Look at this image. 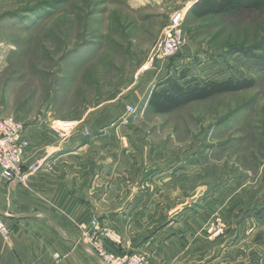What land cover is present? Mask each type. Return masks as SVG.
<instances>
[{"label":"rangeland","instance_id":"rangeland-1","mask_svg":"<svg viewBox=\"0 0 264 264\" xmlns=\"http://www.w3.org/2000/svg\"><path fill=\"white\" fill-rule=\"evenodd\" d=\"M198 1L0 0V117L27 126L48 114L75 121L97 106L115 108L125 85L147 82L141 73L154 75L151 93L167 79L184 87L252 80L249 89L164 114L148 106L151 93L139 90V118L125 129L129 140L114 147L148 153L151 172L168 170L169 183H183L186 200L210 199L220 211L210 235L244 238L231 264L239 256L264 264V9L196 18L190 7ZM174 18L184 44L164 60L157 50ZM135 226L156 237L151 248L158 254L163 225ZM148 250L131 254L153 264Z\"/></svg>","mask_w":264,"mask_h":264},{"label":"crops","instance_id":"crops-1","mask_svg":"<svg viewBox=\"0 0 264 264\" xmlns=\"http://www.w3.org/2000/svg\"><path fill=\"white\" fill-rule=\"evenodd\" d=\"M140 75L147 82L155 79L153 74ZM153 80L139 88L125 85L126 98L115 108L83 111L71 120L77 123L76 131L63 141L50 128L54 119L50 114L25 125L30 144L25 163L48 158L53 168L41 170L24 184L0 180V216L10 230L7 242L0 237V264H101L78 242V225L91 219L121 236L120 251L142 254L140 250L151 249L153 264H231L235 252L242 251L244 238L226 231L210 235L220 212L210 199L201 202L196 194L186 200L183 183H169L168 170L151 172L148 153L114 147L129 140L127 127L117 120L126 106H133L137 91L151 93ZM189 190L196 192L197 186ZM156 223L163 225L158 254L151 248L156 237L140 235L135 226ZM236 260L248 264L240 256Z\"/></svg>","mask_w":264,"mask_h":264},{"label":"built area","instance_id":"built-area-1","mask_svg":"<svg viewBox=\"0 0 264 264\" xmlns=\"http://www.w3.org/2000/svg\"><path fill=\"white\" fill-rule=\"evenodd\" d=\"M184 44V34L179 21L174 18L165 30L162 42L158 46V57L169 60L180 53ZM139 113L133 106H126L125 113L117 120L118 125L127 127L137 121ZM50 128L57 139L63 141L77 129L72 121L54 120ZM114 124V123H113ZM112 124V125H113ZM84 137L89 135L84 131ZM30 144L25 135V125L10 117H0V180L3 183L24 184L41 170L51 171L52 162L48 158L25 163V155ZM78 242H80L101 264H151L140 254L120 251V237L111 229L101 226L96 219L87 224L78 225ZM0 237L7 242L10 230L0 216Z\"/></svg>","mask_w":264,"mask_h":264},{"label":"trees","instance_id":"trees-1","mask_svg":"<svg viewBox=\"0 0 264 264\" xmlns=\"http://www.w3.org/2000/svg\"><path fill=\"white\" fill-rule=\"evenodd\" d=\"M243 9L262 10L264 0H199L190 12L196 18H204L212 15H233ZM252 86V80L229 79L184 87L177 79H167L163 89L151 93L148 106L156 113L164 114L192 102L203 101L223 93L242 91Z\"/></svg>","mask_w":264,"mask_h":264}]
</instances>
